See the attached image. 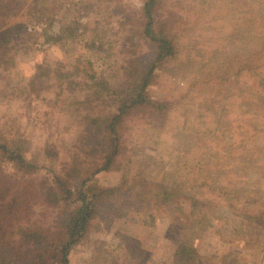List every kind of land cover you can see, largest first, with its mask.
Listing matches in <instances>:
<instances>
[{
  "label": "rangeland",
  "instance_id": "374dc122",
  "mask_svg": "<svg viewBox=\"0 0 264 264\" xmlns=\"http://www.w3.org/2000/svg\"><path fill=\"white\" fill-rule=\"evenodd\" d=\"M144 1L0 0V141L25 142L40 185L53 180L46 160L65 175L73 145L86 141L65 98L84 96L94 71L126 90L131 60L144 71L155 59ZM162 7L184 24L180 53L154 72L145 93L170 108L127 117L116 163L95 178L97 189L118 190L71 247L70 264H182L176 254L185 245L196 264H264L254 219L264 212V0ZM33 24L42 26L29 31ZM111 102L98 114L114 110ZM70 181L76 189L79 180ZM250 197L256 205L245 204ZM66 212L36 208L46 228Z\"/></svg>",
  "mask_w": 264,
  "mask_h": 264
},
{
  "label": "trees",
  "instance_id": "16d2710c",
  "mask_svg": "<svg viewBox=\"0 0 264 264\" xmlns=\"http://www.w3.org/2000/svg\"><path fill=\"white\" fill-rule=\"evenodd\" d=\"M163 2L145 0L143 4V33L157 48L148 69L139 70L136 59H132L130 67L134 71L126 70L127 87L119 92L118 88L109 86L108 79L96 77L94 71L90 77L92 83L82 89L84 96L65 98L67 112L84 121L87 132L86 141L80 139L72 147L69 172L65 175L56 172L54 161L46 160L49 163L44 167L53 174V180L40 185L35 177L38 166L27 158L25 142L20 139L0 141V264H70L71 247L87 234L92 222L109 206L107 200L118 190V187L97 189L95 178L116 163L121 129L127 126V117L148 115L152 118L164 115L170 108L169 102L154 103L145 93L154 72L176 60L180 53L184 24L175 14H167L166 7L163 12ZM5 43H1L0 48ZM65 79L70 85L75 81L71 76ZM260 85L264 90L263 76ZM88 87L90 91L86 95ZM120 92L125 95L121 96ZM109 101L115 105L114 110L105 116L98 114L100 106ZM50 152L51 149H46V154ZM3 161L11 163L15 172H7ZM70 179L79 180L76 189ZM256 202L257 198L250 197L245 204L256 205ZM38 205L59 206L67 212L54 228H46L36 214ZM254 219L261 225L259 232H264V212ZM194 255L193 248L186 245L176 254L182 264H196L190 262Z\"/></svg>",
  "mask_w": 264,
  "mask_h": 264
},
{
  "label": "built area",
  "instance_id": "2783aa9c",
  "mask_svg": "<svg viewBox=\"0 0 264 264\" xmlns=\"http://www.w3.org/2000/svg\"><path fill=\"white\" fill-rule=\"evenodd\" d=\"M41 26H42V24H33L28 29H29V31H34L37 28H41Z\"/></svg>",
  "mask_w": 264,
  "mask_h": 264
}]
</instances>
